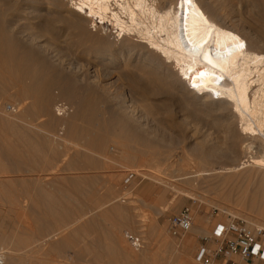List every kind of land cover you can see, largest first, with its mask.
<instances>
[{
    "label": "rangeland",
    "instance_id": "obj_1",
    "mask_svg": "<svg viewBox=\"0 0 264 264\" xmlns=\"http://www.w3.org/2000/svg\"><path fill=\"white\" fill-rule=\"evenodd\" d=\"M5 2L9 10H5L2 14V31L6 39L10 41L7 43L10 44H4V46L7 50L8 46H11L10 50L17 53H11L9 60H12V63L7 67L5 81H1L6 89L0 93V117L6 115L16 120L17 124L19 122L17 117L21 112L15 109L17 104H20V108L27 109L26 120L29 122L25 125L18 123L15 130L24 131L29 137L32 136L30 141L27 139V142L13 140L11 135L8 136L15 142L16 167L18 168L11 170L9 162L0 160V179H3L0 181L4 182L0 184V190L9 191L15 195V214L9 212L4 203V206L0 205L2 224L5 228L7 227V233L11 237L32 238L31 241L29 239L30 242L26 240L29 242V244L25 242L27 246L15 248L16 255H20L16 264H107L109 263L108 251L113 250L116 241L107 239L106 234L108 229L112 230L114 226L122 228L120 233L123 236L125 232H128L142 237V247L151 248V254L153 251L154 254L155 252L159 254L161 251L158 255L160 260L157 261L160 264L161 262L198 264L194 261V255L202 242L200 238L208 235L215 221L224 220L230 214L231 218L241 219L250 224L246 218L249 212H246L244 207L245 211L243 209L241 211L239 208L242 206L238 205L237 201L245 196L243 201H247H245L246 207L251 205L249 201L253 197L254 188L251 182L249 185L248 183L244 185L245 182L240 184L234 178L236 181L224 183L219 177L220 174L217 173L220 172L217 170L218 167L229 168L244 159L240 150L242 145L237 119L232 117L230 112L224 111L220 115L219 120L222 124L218 127L208 125L207 121L200 119L202 108L192 103L190 95L176 82H171L169 85L172 89L171 93V90H168L164 91V94L148 95L147 107H144L135 97L130 99L131 96L125 90L127 78L117 79V75H106L104 71L110 68L103 69L107 66H101L95 60L94 54L97 48L81 43L77 39V31L67 25L70 16L65 0H55L56 4L49 0H25L26 4L21 0ZM206 4L225 24H230L236 18L241 21L242 23L237 24L239 34L246 39L249 38L258 51L264 50L262 37L264 33L259 34L261 31L264 32V28L259 26L263 20L258 19L257 9H249L248 0H206ZM107 35H110L108 42L115 48L112 45L114 43L112 31L109 33L107 31ZM27 61L33 65L34 71L31 79L26 78L21 82L22 85L24 84L22 88L26 94L20 95L16 81L21 75L14 64L15 62L27 63ZM57 80L60 83L69 80L76 91L75 98L79 101L85 99L89 103L85 102L81 108L77 125L83 127L87 124L85 119L91 117L92 128L98 130V127H101V132L105 130L103 133L107 137H105V146L103 145L104 150L113 149L115 154L110 151L104 158L100 151L97 153L94 149L91 150L92 147L90 148L86 140L68 137L61 123H49L51 115L56 113L54 111L56 104L72 105L65 97H61V84L57 83ZM44 84L50 85L49 94H44L45 97L39 93V90V92L36 91L39 89L37 87ZM40 95L45 100L43 102L42 99V105ZM123 100L125 104H122ZM43 105L47 112L44 111ZM7 106L14 108L16 106V108L13 112H8ZM71 107L73 110L77 108L75 105ZM95 123L98 125L95 126ZM3 127L4 122L0 119V137L3 135ZM196 147L202 154H207L213 149L226 151L229 147L228 152L231 156L209 159L205 165H200L198 161L201 162L202 154L197 155ZM147 152H159L162 157H157L154 162L149 156L147 157ZM84 157L91 159V162L86 164ZM212 169H216L215 178H212L214 175L211 173ZM130 173L133 174V179L123 189L122 180ZM186 173L189 178L193 177L188 185L185 179L188 176H183ZM209 173L212 175H207ZM110 175L114 176L113 186L107 184ZM244 191H248V195ZM228 196L229 201L222 199ZM34 205L37 212L41 214L40 218L33 217L36 222L33 221L31 214L26 212ZM108 206L119 207L120 211H109ZM39 207L42 209L39 210ZM186 207L191 210L193 216L191 229L182 239H177L168 231V218ZM20 209H22L21 212ZM100 214L107 218L103 217V221L114 223V226L101 225L100 230L92 232L93 234H86L78 229L84 221L87 222L88 217L99 219L97 215ZM44 215L45 218L42 217ZM123 218L127 224L121 225L120 221H123ZM99 221L102 220L99 219ZM47 225L49 229L38 232V229ZM67 235L69 240L72 239L69 242L72 246L66 252L57 255L46 250L45 240L49 239L50 242L55 243ZM96 235L100 238L99 241L93 239ZM124 241L123 243H126V240ZM40 243L44 245L40 247ZM215 244L216 242L211 241L209 249L213 250ZM105 245L110 247L113 245V248L106 250ZM43 250L46 253L49 251L46 257ZM37 251L45 255L42 256V253L39 256ZM34 252H37V255ZM90 253H95L96 257ZM232 261L235 264H244L238 257L232 258ZM211 264H230V262L219 257L215 261L212 259Z\"/></svg>",
    "mask_w": 264,
    "mask_h": 264
},
{
    "label": "bare ground",
    "instance_id": "obj_2",
    "mask_svg": "<svg viewBox=\"0 0 264 264\" xmlns=\"http://www.w3.org/2000/svg\"><path fill=\"white\" fill-rule=\"evenodd\" d=\"M5 1L6 0H0V93L4 92L6 89L5 85L1 83V81H5L7 67L10 65V63H12V60H9L11 59V53H17L16 51L10 50L11 46H8V50L4 46V44H10L7 43L8 40L6 39V36L2 31V14L5 10H9V6ZM50 1L54 2L55 0H49V2ZM21 2L26 4L25 0H21ZM65 2L68 6V12L70 16L69 20H67V25L77 31L76 36L81 43H86L97 48V51H95L94 54L95 60L100 63L101 66H107L103 69L110 68L109 70L104 71L106 75H117V79H119L120 77L127 78L126 80L128 82L125 86V90L131 96L130 99L132 97H135V99L141 102L144 107H147L146 97L148 95L154 93L155 95L162 94L164 91L168 90H171V93L172 89L169 85L171 82H176L180 84L182 88L190 95L191 102L198 104L200 109L202 108L200 119L207 121L208 123H206L208 125L212 127H218V125L222 124L219 119L220 115L223 114L224 111L230 112L232 117L237 119V127L240 134L239 139L242 145L240 150L244 159H241V162L239 161L237 165H232L229 168L218 167L217 170H220V172L217 173L220 174L219 177L224 183H231L233 180H237L240 182V184L241 182H245L244 185H246L247 183L249 185V183L251 182L252 186L254 187L252 190L253 197L250 196V198L252 197V199L250 201L248 200L251 205L246 207V200L243 201L245 196L242 193L244 196L243 199L237 201L238 205L242 206L239 209H243L244 211L246 209V212L248 211L250 213H248L247 216L245 215L246 218H248L250 224H255L258 226L261 225L262 227H264V50L258 51V49L254 47V43H252L249 38L246 39L244 36H241L239 34L240 31H238L239 28L237 27V24L242 22L237 20V18H234L235 20L231 21L233 19L232 18L230 20V24H225L222 20L215 16L211 8L207 6L206 0H65ZM248 3L249 9H257L256 12L258 13V19L260 18L263 20L262 24H260L259 26L264 28V0H248ZM229 4H227V6H229ZM255 20L257 21V19ZM243 25L245 26V24ZM244 28L245 27H243V29ZM107 31L108 33L109 31H112V38L114 39V43L112 45H114L115 48H113L110 42H108V38L110 37V35H107ZM260 33L262 34L264 32L261 31L259 32V34ZM262 37L264 38V36ZM207 63H209L210 65H208ZM14 65L17 69H19L21 75V77H19L16 81L17 87L20 91V95H22L23 93L25 95L26 93L23 92L22 88L24 84L22 85L21 82H23L26 78L31 79L32 72L34 71L32 70L33 65L30 63V61H27V63L15 62ZM121 66L122 68H120ZM58 82L59 81L57 80V83ZM60 84L61 97H65L69 101V103L75 105V107L77 106V108L73 110V107H71L72 105H69L68 103L62 104L59 101L60 104H56V107L54 106V111L56 113L53 111L55 115H51L49 123H61L62 125H64L65 132L68 137L74 138L76 140H86V143H88L90 148L92 147L91 150L94 149L95 151H97V153L98 151H100L101 156H103L104 158L108 153H110V151L114 153L113 149L104 150L103 145L104 143H106L105 137L107 136L105 133H103L104 129L102 130V132L100 131L101 127H98V130L92 128L93 121L91 117H87L85 119L87 120V124L83 127L77 125V121L81 116L80 110H82L81 108L87 100L85 101V99L83 98L84 100L79 101L75 98L76 91L74 90V87L69 80H64ZM51 85L53 86V84ZM49 87L50 85L44 84L37 87L39 89H37L36 91L39 90L40 92H38L42 93L44 96V94H49ZM33 92H35V90ZM41 95L39 96V98H41ZM36 96L38 95L36 94ZM43 96L40 99L41 101L39 100L40 104L42 102V99L45 97ZM44 101L45 100L43 99V102ZM47 102L49 103V101ZM130 102H132V100H130ZM134 102L135 101H133V103ZM86 103L89 104L88 102ZM122 104H125L124 100L122 101ZM17 105V109L15 110L21 112L20 116L17 117V119L19 120L18 123L25 125L27 122H29L26 120V114L28 113V111L27 109L24 110L25 108H20V104ZM44 106L45 105H43L42 107L44 108V111L47 112ZM148 109L150 110V105ZM0 119L4 122L3 135L0 137V160L9 162L11 164L10 169L13 170L15 168H18L16 167L17 151L15 148V142L13 140L19 139V141L23 142L26 140L27 142V139L30 141V138L32 136L30 135L31 137H29V135L24 131H16L15 129L18 124H16V120L10 117L8 118V116L6 115H1ZM221 121L224 122L223 120ZM111 122L112 121H110V123ZM94 125L97 126L98 124L95 123ZM100 125L102 126V123ZM20 129L22 128L20 127ZM10 135L12 136L13 140L8 138V136ZM227 149L226 151H219L220 149L218 151H214L213 149L211 152H208L207 154L205 153V155L204 153H199L198 147H196L195 151L197 152V155L202 154L200 155V158H202V160L201 162L198 161V163H200V165H205L206 161L209 159L231 156V154L229 155L230 152H228L229 147ZM116 153V155H118V152ZM147 153V157L149 156V158L152 159V161L154 160V162L156 161L157 157H162V155H159V152ZM84 162L86 164L90 163L91 159L84 157ZM215 170L212 169L211 173L214 174ZM187 173L183 176L186 177L188 176V174L192 175V173L190 172L188 174ZM211 173L207 175H212ZM215 174L212 175L213 177L210 176V178H215ZM192 178L193 177L189 178V176L185 178L187 183L186 185L191 183L190 179ZM113 181L114 176L110 175L107 184L113 186ZM2 183L4 182L0 181V184ZM23 183L25 182L23 181ZM27 186L29 187V185ZM26 191L27 190H25V192ZM245 191L244 193L248 192ZM250 193L249 195H251ZM27 195H29V193ZM224 197H222L223 200H230L229 196L226 198ZM0 202H2L0 203V205H3L4 203L8 207V211L15 214V195L13 193L0 190ZM38 209L40 210L42 209V207H39ZM108 209L109 211L113 212L120 211V208L116 206H111ZM21 210L22 209H20L19 211L21 212ZM26 212H29L32 218H36V216L40 218L41 216V214L37 212L35 205ZM97 216H99V219L102 220L101 222L99 221V219H97V217H88L89 219L87 220V222L84 221V224H82L81 227H78V229L81 230V232H85L86 234H91L92 232L97 231L99 227H102L101 225L107 224L108 226L110 225V227L114 226V223L112 224L107 220L103 221V217L105 218L104 215L100 214ZM42 217L45 218V215ZM2 218L3 217L0 210V248L4 250V264H16V261L18 262L20 255H16L15 248H22L27 246V243L25 242H28L30 238H27L29 236H18V239L16 235V237H11V235L7 233V227L5 228V226H3L2 224ZM33 221H35L34 218ZM36 224L38 225L39 223ZM120 224H127L124 218L123 221H120ZM129 226L131 225L129 224ZM47 227L44 226L41 229H38V232L50 228ZM121 230L122 228H120L119 226H114L112 230L108 229V232L106 234L107 239L115 240L116 243L114 244V248L113 245L111 247L109 245H105L106 250H110V248H113V250L111 249V251H108V255L106 254L109 261V263L107 262V264L159 263L157 261L160 260L158 259V255L161 254V251L159 254H157L156 252L154 254V251L152 252L153 254H151V248L149 249L142 247L141 249L135 250L131 246L129 247V243L127 241L126 243H128V245H126V243H123L125 239L124 236L120 233ZM83 234L84 233H82V235ZM29 235L32 236L34 234ZM68 236L69 235L61 239L59 242L55 243L50 242L49 239H44V244L47 245L46 250H50L53 254L57 255L59 253L66 252L72 246V243H69L72 239L69 240ZM102 236L104 237L103 234ZM120 236L124 240H121ZM53 237L54 235L52 236V238ZM13 238H17L18 240H14ZM27 239L28 241H26ZM93 239L95 241L100 240L97 235ZM42 244L40 243V247ZM29 246L30 245H28V248ZM159 248L160 245L158 249H156L159 251ZM29 250L31 249L29 248ZM44 251L45 250H43V252ZM37 252L34 253H36L37 255ZM48 252L49 251H47V253L46 251L44 252L46 253V255L44 253L43 255L42 253L39 254L40 252H38V254L39 256L45 255L46 257ZM92 254L91 255L93 257H96L94 255L95 253ZM161 264L164 263L161 262Z\"/></svg>",
    "mask_w": 264,
    "mask_h": 264
},
{
    "label": "built area",
    "instance_id": "obj_3",
    "mask_svg": "<svg viewBox=\"0 0 264 264\" xmlns=\"http://www.w3.org/2000/svg\"><path fill=\"white\" fill-rule=\"evenodd\" d=\"M14 107L7 106L8 112H13ZM133 179V174H127L122 180V187L125 189ZM193 216L189 208H183L178 213L168 218V231L177 239H182L192 225ZM125 240L135 249L143 246L142 238L139 235L124 233ZM194 261L198 264H211L221 257L230 264H235L232 258L238 257L244 264H264V227L253 226L237 218L228 217L218 220L211 226L208 235L200 238ZM216 242L213 250L209 249V243ZM4 250L0 248V264H4Z\"/></svg>",
    "mask_w": 264,
    "mask_h": 264
}]
</instances>
